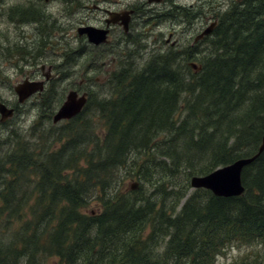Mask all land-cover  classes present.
<instances>
[{"label":"trees","instance_id":"16d2710c","mask_svg":"<svg viewBox=\"0 0 264 264\" xmlns=\"http://www.w3.org/2000/svg\"><path fill=\"white\" fill-rule=\"evenodd\" d=\"M207 40L203 52L172 46L145 70L120 68L114 95L69 120L60 148L31 151L17 135L18 150L0 155V264H219L234 247L224 264H264V151L244 168L242 195L198 188L184 200L190 178L261 144L264 0L221 14ZM121 168L137 189L115 191Z\"/></svg>","mask_w":264,"mask_h":264},{"label":"rangeland","instance_id":"374dc122","mask_svg":"<svg viewBox=\"0 0 264 264\" xmlns=\"http://www.w3.org/2000/svg\"><path fill=\"white\" fill-rule=\"evenodd\" d=\"M140 1L0 0V20L9 14L14 21L10 23V32L0 31V103L4 104L7 109H10L7 105L19 106L16 114L6 123H1L0 120V155L13 152L14 149L18 150L17 135L20 136L18 139L21 138L31 143L27 146L31 151L40 149L41 141L47 142L45 147L47 150L60 148L65 144L66 139L62 141L57 134L68 125V121L54 124L53 117L62 105L61 103L66 100L69 91L77 92L79 97L85 96L86 103H92L95 108L99 99L113 96L115 93L113 92L111 95L112 81H96V78H104L103 76L108 73V68L112 64V69L115 72L123 66L129 70L140 71L155 65L160 56L159 53H165L172 46L176 47L175 49L188 46L195 51L203 52L209 44V40L195 43L194 39L197 34L217 23L213 20L212 23L206 24L205 16L210 13L219 17L221 14L224 16L230 10L238 8L239 3L243 0H176L179 9L174 8L170 9L168 13H161V18L157 19L159 25L156 28L154 26L155 29L147 31V28L144 30L134 25L130 33L126 34L122 28H117L112 35L110 45L100 47L94 41L91 43L96 44L95 46L82 42L84 47L81 50L85 48L87 53L90 51L89 61L85 59L87 53L81 55L80 41L78 45L76 44L78 40L77 28L80 24L93 25L99 24L101 21L104 24L105 9L119 10L130 4H139ZM216 1L219 5H216ZM93 5H99L100 8H94ZM179 6H186V8ZM17 7L32 8V11L35 9L40 13V16L34 20L31 17L27 20V16L21 13L20 8L16 15H12L13 10ZM40 27L42 28L40 36L43 41L38 44L37 41L40 39L36 37L35 28L40 29ZM214 29L215 26L209 34L200 40L210 35ZM172 32L175 33L174 36ZM28 35H30L29 38H26ZM169 38H171L170 43H166ZM174 41L177 43L176 45H172ZM63 56H68L67 59H69V62L64 65L61 64L65 62ZM85 64L86 67H83ZM43 65L47 67H43ZM46 68H48L47 72L51 70L50 73L54 74L53 78L46 82H49L46 91L40 97H34L29 102L27 100L20 104L19 102L11 103L13 99L16 101L19 97L13 89V85L21 81L24 71L34 69L36 71L34 79L46 81L45 74H43ZM93 69L95 71H92ZM0 117H4L1 111ZM90 117L95 122L93 126H96L97 133L104 135L105 129L102 127V121L98 118V111L94 110ZM52 133L53 135H50ZM83 139L86 141L80 144L81 148L88 144L87 150L92 151L90 137L84 136ZM132 171V174H135L137 168L134 167ZM125 173L126 169L121 168L114 174L116 181L113 177V182L110 183L118 194L129 188L134 181H140L139 178L127 175L124 177ZM190 180V189L185 194L184 200L195 190L192 188ZM151 182L153 181L151 180ZM154 188L152 186L149 191ZM35 189L34 198L39 194V190L36 187ZM159 192L161 191L157 193ZM93 195V188H90L85 194V200H89L88 212L98 211V207L101 205L100 200L91 198ZM241 251V248L234 247L227 257L219 258V264L231 261Z\"/></svg>","mask_w":264,"mask_h":264},{"label":"flooded vegetation","instance_id":"af4514ba","mask_svg":"<svg viewBox=\"0 0 264 264\" xmlns=\"http://www.w3.org/2000/svg\"><path fill=\"white\" fill-rule=\"evenodd\" d=\"M227 3H229V2H227ZM179 4H182V3H179ZM216 5H219L217 1H216ZM93 7L94 8H98V9L100 8L99 5H93ZM179 7H182L184 9L186 8V6H184V7L183 6H179ZM19 8H20L21 13L24 16H27V20H29L30 17H31L32 20H34V19H37L40 16V13L37 10H35V9L32 11V8H21V7H17L16 9H14L13 12H12V15H16L17 10ZM174 8L179 9L176 0H141L139 4H130L128 7L122 8V9H119V10H114L113 8L105 9V16L103 18V20L105 22L104 24L102 23L103 21L100 22L101 24L99 23L100 25L99 24H93V25L87 24V25H85L84 23H82V24H80L79 27L95 26V27H97L99 29H106L107 30V36H108L107 37V41L98 44L100 47H102V45H110L111 44L112 35H113L115 29L122 28L123 31L126 34H129L131 29L133 28V26L136 25L138 28H143L144 30H146V28H147V31H151V30H153L154 26L156 28L159 25V22L157 21V19L161 18L160 14L163 13V12L168 13V11L170 9H174ZM123 11H125L124 14H119L118 13V12L121 13ZM168 19L172 20L170 18H168ZM213 20L217 22V24L215 26V29H216L218 27V25H219L220 17L217 16V15H214L212 13H210L208 16H205L206 24H209V22L212 23ZM126 21L128 22V30L127 31L124 28ZM11 22H14V21L12 20V17L9 14H8L7 17L4 16V18L2 20H0V25H1L0 31H2V32H10V23ZM38 29L35 28V30L37 31L36 37H38L40 39V40L37 41L38 44H41L42 41H43L42 37L40 36L41 32H42V28L40 27V29L39 30ZM215 29H214V31H215ZM214 31L211 33L212 35L214 34ZM77 33H78V31H77ZM51 34H53V33H51ZM172 34L174 36L175 33L172 32ZM29 36L30 35L26 36V38H29ZM149 36H153V35H149ZM208 37H210V35ZM171 38L167 39L166 43H170ZM79 41H80V45H81L80 46V53H81V55H84V54L87 53V49L84 48V50H81V48L84 47L82 42H87V44L90 43L91 45H93V43H91L89 41V39H88L86 34L80 35L78 33V40L76 41L77 45H78ZM174 43L177 44L176 42H174ZM175 44H173V42H172V45H175ZM95 45L96 44H94L93 46H95ZM89 55H90V51H88V53L86 54V58H85V59H88V61H89ZM63 57H64L65 62L61 63L62 65H64V63H66V62H69V59H67L68 56H63ZM115 62H116V60H115ZM112 66H113V64H112ZM112 66L108 68V73L103 76L104 78H101V77H100V79L96 78V81H98V82H104V81L108 82L110 79L112 80L113 76L115 75V71L112 69ZM83 67H86V64L83 65ZM26 70L23 73L24 77L21 79L20 82H18V84L22 83L24 80H27V81H30V82L36 81L34 79V77L36 76V71L34 69L33 70L28 69L27 71ZM47 71H48V68L45 69V73L50 74L51 77L47 78L46 75H44L46 77V81L45 80H41V81H44V86H43V90H42L41 93L37 92V93H35L34 95H32L31 97H29L28 99H26L23 102H20L19 101V97H18V99L16 101H15V99H13L11 101V103H14V102H16V103L19 102V104L20 103H25L27 100L29 102L34 97H40L42 95V93H44L46 91V89H47V86H48L49 82L48 83H46V82L51 80V78H53V76H54V74L50 73L51 70H50V72H47ZM92 71H95V69H93ZM45 73H43V74H45ZM38 81H40V80H38ZM18 84H16V85H18ZM16 85H13V89H14L15 92H16V90H15V86ZM13 105L14 104H11V106L10 105H7V106L9 108H13L14 109V114H16L19 106H16V105L13 106ZM6 121H5V123H6ZM65 121H68V120H65Z\"/></svg>","mask_w":264,"mask_h":264},{"label":"water","instance_id":"95a60500","mask_svg":"<svg viewBox=\"0 0 264 264\" xmlns=\"http://www.w3.org/2000/svg\"><path fill=\"white\" fill-rule=\"evenodd\" d=\"M215 24L206 28L196 40L203 38L205 35L209 34ZM125 30H128V22H125ZM79 34L88 33L89 40L94 41L96 44L107 41V30L99 29L92 26L79 28ZM191 66L197 70L200 68L196 63L191 62ZM45 67V66H43ZM47 78L51 75L45 73ZM44 86V81H34L30 82L24 80L15 86V90L19 95V101H25L32 94L42 91ZM86 105V97H79L77 92L71 91L68 93L66 100L63 102L57 113L54 115L53 122L58 123L62 119H70L78 115ZM0 111L3 113L4 117L1 121L6 120L8 117L13 115L14 109H7V107L0 103ZM264 151V136L262 138V144L260 145L257 153L251 157L241 158L230 165L221 167L208 173L206 175H195L191 178V185L194 188H207L211 190L215 195L218 196H236L241 195L244 192V186L242 183V171L244 166L252 163L260 154ZM139 187L137 181L133 182L131 185L132 189Z\"/></svg>","mask_w":264,"mask_h":264},{"label":"bare ground","instance_id":"6f19581e","mask_svg":"<svg viewBox=\"0 0 264 264\" xmlns=\"http://www.w3.org/2000/svg\"><path fill=\"white\" fill-rule=\"evenodd\" d=\"M67 28V27H66ZM130 46V45H129ZM73 61V60H72Z\"/></svg>","mask_w":264,"mask_h":264}]
</instances>
